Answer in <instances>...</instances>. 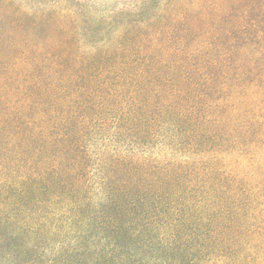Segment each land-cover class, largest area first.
Wrapping results in <instances>:
<instances>
[{
	"label": "trees",
	"instance_id": "1",
	"mask_svg": "<svg viewBox=\"0 0 264 264\" xmlns=\"http://www.w3.org/2000/svg\"><path fill=\"white\" fill-rule=\"evenodd\" d=\"M9 14L0 264H264V0Z\"/></svg>",
	"mask_w": 264,
	"mask_h": 264
},
{
	"label": "rangeland",
	"instance_id": "2",
	"mask_svg": "<svg viewBox=\"0 0 264 264\" xmlns=\"http://www.w3.org/2000/svg\"><path fill=\"white\" fill-rule=\"evenodd\" d=\"M145 0H0V19L4 10H9L10 19L18 21L27 19L31 25L47 23L89 24L94 12L96 20L110 17L113 12L135 10ZM160 1V0H156ZM153 5V4H152ZM26 13L29 17H22ZM7 16V18H8ZM112 16V15H111ZM9 19V18H8ZM1 21V20H0ZM78 36L83 38L79 32Z\"/></svg>",
	"mask_w": 264,
	"mask_h": 264
}]
</instances>
